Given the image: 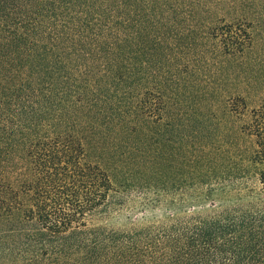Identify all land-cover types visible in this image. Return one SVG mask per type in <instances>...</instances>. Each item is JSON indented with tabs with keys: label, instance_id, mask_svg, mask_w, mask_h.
Listing matches in <instances>:
<instances>
[{
	"label": "trees",
	"instance_id": "1",
	"mask_svg": "<svg viewBox=\"0 0 264 264\" xmlns=\"http://www.w3.org/2000/svg\"><path fill=\"white\" fill-rule=\"evenodd\" d=\"M219 1L0 0V264H264V46Z\"/></svg>",
	"mask_w": 264,
	"mask_h": 264
},
{
	"label": "rangeland",
	"instance_id": "2",
	"mask_svg": "<svg viewBox=\"0 0 264 264\" xmlns=\"http://www.w3.org/2000/svg\"><path fill=\"white\" fill-rule=\"evenodd\" d=\"M213 11L224 21H245V25L251 33L254 46H264V0H222L213 3ZM264 197V187L258 193ZM215 204H227L235 201L236 197L214 196L199 199H177L171 202L145 204L144 206L131 203L115 211L110 216L104 217L107 224L121 226L132 221H144L162 218L170 213L184 211H199L210 207V201Z\"/></svg>",
	"mask_w": 264,
	"mask_h": 264
}]
</instances>
